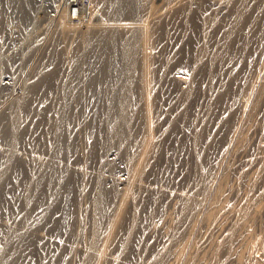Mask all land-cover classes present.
<instances>
[{"label":"bare ground","instance_id":"obj_1","mask_svg":"<svg viewBox=\"0 0 264 264\" xmlns=\"http://www.w3.org/2000/svg\"><path fill=\"white\" fill-rule=\"evenodd\" d=\"M71 2L82 27L69 23ZM88 3H55L60 39L53 36L32 76H22V54L0 63V73H21L23 84L22 96L0 106V214L16 222L0 225V264H43L40 247L48 264H66L80 255L75 241L87 225V264L146 254L140 264H264V140L252 137L264 125V0ZM122 17L137 23L113 22ZM111 147L126 166L109 176L113 186L101 169L115 166ZM92 178L102 195L83 220ZM46 222L72 246L54 249ZM40 224L49 243L40 242Z\"/></svg>","mask_w":264,"mask_h":264},{"label":"rangeland","instance_id":"obj_2","mask_svg":"<svg viewBox=\"0 0 264 264\" xmlns=\"http://www.w3.org/2000/svg\"><path fill=\"white\" fill-rule=\"evenodd\" d=\"M5 0H2L1 1V5L2 6H0V7H4V11L3 10H0V42L2 43V45L0 46V51H2V52H0V53H2L1 55H0V57H1V59H0V63H1V61L2 62H9L8 61V59L10 60V62H16V63H19V62H17L18 61V58H20L21 56L22 57H24V60H21L20 59V61H22V64L24 65V66H22V68H25V69H22V70H24L23 72H21L23 75L22 76H24V75H27V76H32V74L34 73V70H35V66L34 65H36V67L38 66V64L40 63L41 64V59L43 60V55H42V51L44 52V50H45V47H47V45L48 44H50L51 43V40H52V38H53V36H55L54 38H56V39H60V34L59 33H61L60 31H61V22L58 20V16H56L57 15V5H58V3L61 1V0H50V1H52L50 4H49V0H28L30 3H28V4H30V6H32L31 8H32V10L30 9V6L27 4V0H12V1H10V3L11 4H7L8 6H10V5H12V4H14V6H16V9H14L15 7L14 6H10V7H8L7 5H6V3H8L7 1H5ZM22 1V2H21ZM25 1V2H24ZM27 1V2H26ZM44 1V2H43ZM88 1L89 0H81V2H83V4L84 5H88L89 3H88ZM40 2V3H39ZM48 4H47V3ZM15 3H17L16 5H15ZM36 3V4H35ZM40 5H39V4ZM42 3V4H41ZM43 3H44V5H43ZM46 3V4H45ZM57 5H56V4ZM74 4H72V2H71V4H72V7L70 8V11H69V17H68V19L70 18V17H72V15H74L72 18H70L69 19V23H71L73 26H75V27H82L84 24H86L87 22H85V19H84V17L79 13V9H78V6L76 5V2H73ZM22 4V5H21ZM27 6H26V5ZM34 6H33V5ZM56 5V7L54 6V5ZM4 5H6V7H8V8H6ZM26 7H25V6ZM41 5H42V8H41ZM48 5H50V6H48ZM76 5V6H75ZM46 6H47V8H46ZM24 7V8H23ZM39 7L40 8V10H38L37 8ZM54 9V10H51L52 8ZM9 8H10V14L8 13V11H9ZM19 8V9H18ZM24 10H23V9ZM44 8H46V9H44ZM49 8V10H47ZM37 9V10H36ZM6 10H7V12H6ZM14 10H16L15 11V14H14ZM26 10V11H25ZM34 10H36V11H34ZM23 11L25 12L24 14L26 15V16H23L24 14H22L23 13ZM34 11V12H33ZM38 11H40V12H38ZM51 11V12H50ZM55 11V12H54ZM78 11V12H77ZM12 12H13V14H14V17H13V14H12ZM33 12V13H32ZM36 12H38L39 13V15H37L36 14ZM50 14H49V13ZM16 13H18V14H16ZM27 13V14H26ZM29 13V14H28ZM31 13V14H30ZM35 13V14H34ZM56 13V14H55ZM72 13V14H71ZM79 13V14H78ZM49 14V15H48ZM55 14V16L53 17V15ZM35 15V16H34ZM80 17H79V16ZM21 16H23L24 18H19V17ZM33 18H31V17ZM26 17V18H25ZM49 17V18H48ZM51 17V18H50ZM82 17V18H81ZM134 17V16H133ZM19 18V19H18ZM42 18H43V20H42ZM47 18L50 20V21H53V22H51V23H53V25L52 24H50V22H49V20H48V22H47ZM124 18L125 17H122V19H118L117 18V20H115V21H113V22H115V24H118V25H124V26H128V25H133V24H135V23H137L136 22V19H138V17L137 18H133L132 19V17H126L127 19L128 18H131V20L129 19V20H127L126 18H125V20H124ZM23 19V20H22ZM28 19H29V21H28ZM52 19V20H51ZM54 19V20H53ZM31 20H32V22H34V24H32L31 23ZM34 20V21H33ZM42 20V21H41ZM56 20V21H55ZM76 20V21H75ZM84 20V22H82ZM24 21H26V22H24ZM59 21V22H58ZM71 21V22H70ZM101 21V20H100ZM44 22H46L45 23V25L47 26V28H46V26L44 25ZM76 22V23H75ZM80 22V23H79ZM56 23V24H55ZM24 24V25H23ZM48 24H50L51 25V27H49L50 25H48ZM58 24H60V26L58 25ZM58 25V27H60V28H58V27H56ZM80 25V26H79ZM26 26V27H25ZM48 27H49V29H48ZM53 27V28H52ZM25 28V29H24ZM57 28H58V30H57ZM45 29V30H44ZM48 29V30H47ZM51 30V31H50ZM50 32V33H48V32ZM58 31V32H57ZM32 32H34V33H32ZM43 32H46V34L45 33H43ZM28 33H30V34H28ZM55 33V35H53ZM36 34H37V37H36ZM42 34V35H41ZM43 34L45 35V36H43ZM48 34V35H47ZM28 35H29V37H28ZM35 35V36H34ZM39 35H41V37L43 38V40L42 41H39L40 40V36ZM47 35V36H46ZM34 37H36L37 39H39V40H37V39H35ZM40 37V38H39ZM47 37V38H46ZM29 38V39H28ZM76 38V35L74 36V39ZM74 39H72L71 37H70V39L69 40H67V41H63V43H64V45L65 46H68L71 42H72V40H74ZM30 40V41H29ZM35 40H36V44L34 43L35 42ZM45 40V41H44ZM34 41V42H33ZM38 41V42H37ZM31 42L33 43L32 45H34V46H32L31 45V47H29V48H27L26 49V46L28 47L30 44H31ZM0 43V44H1ZM2 47H4V48H2ZM18 47V48H17ZM22 47V48H21ZM1 48L4 50V49H6V50H1ZM9 49L10 50H12V52L11 51H9ZM26 49L27 51H28V53H25L24 52V50ZM25 50V51H26ZM8 51H9V53H8ZM16 51V52H15ZM22 51H23V53H24V55H23V53H22ZM33 51V52H32ZM14 52V53H13ZM35 52V53H34ZM13 53V54H12ZM5 54H6V57H7V59H6V57H5ZM14 54H16V55H14ZM20 54H22L21 56H20ZM26 54V55H25ZM18 55V56H17ZM26 56V57H25ZM21 57V58H22ZM33 58V59H32ZM31 59V60H30ZM33 60V61H32ZM28 64V65H27ZM2 65H3V63L2 64H0V66L2 67ZM31 65V66H30ZM27 66V67H26ZM0 67V68H1ZM30 67V68H29ZM29 68V70H27ZM1 70V69H0ZM21 70V71H22ZM8 73H2V71H1V75L0 76H3L2 74H4V76H3V78H7V79H3L2 77H0V80H1V78H2V83H0V95L2 96H0V99L1 98H7L6 100L5 99H3L4 101H2V99L0 100V106H2L3 104L5 105V104H8L9 103V99H11V96H13L14 94L15 95H17L18 97H20V96H22L21 94H23L22 92H23V84H21L20 82H19V80L17 81V80H15V78H19L20 76H21V73H18V72H16L15 74L18 76H16V75H14L12 72H10V71H7ZM9 72L10 73H12L13 74V77L12 76H10L9 77ZM27 73V74H26ZM6 74V75H5ZM11 74V75H12ZM7 76V77H6ZM14 76H16V77H14ZM68 76V75H67ZM9 77V78H8ZM11 78V79H10ZM12 78L15 80V81H17V83L14 81V80H12ZM72 77L69 75V77H68V80H70ZM9 79V80H8ZM4 80V81H3ZM5 80H7V82L5 81ZM10 80H12V81H10ZM4 82V83H3ZM8 82H10L9 84H8ZM11 82H14L13 84L15 85V86H12L11 85ZM9 85H11L13 88L15 87V89H13V90H11V89H8V88H11V87H9ZM20 87V89H19V87ZM7 88V89H6ZM18 88V89H17ZM5 90H9L8 92H13L14 90H15V92H13L12 94L10 93V95L8 94V93H6L5 92ZM20 92H19V91ZM6 94H8L7 96L5 95V93ZM1 92H2V94H1ZM17 93V94H16ZM13 97H16V96H13ZM74 99V100H73ZM73 100V101H72ZM72 100H70L71 102H70V104L71 105H73V106H76V104H77V101H76V99L75 98H72ZM72 102H74V103H72ZM262 124H264V123H262ZM264 126V125H263ZM263 126H260V127H263ZM260 127H258L254 132V134L256 135H252V137H253V140H254V137H255V139H260V137H261V139H263L264 140V135L262 136V130H263V134H264V129H262L261 128V131H260ZM264 128V127H263ZM258 130V131H257ZM257 131V132H256ZM79 132V131H78ZM77 132V138H78V141L80 142V140H81V138H82V136H81V134L80 135H78L79 133H81V132H79L78 133ZM261 132V136L260 137H258ZM263 143H264V141H263ZM115 147H111V149H109V153L107 154V158H110L109 160L107 159V161H110L111 159L114 161V163H115V166L114 167H112L111 165L108 167V165L107 164H104V166L101 164L100 166L102 167L101 169H107L106 171H108L109 170V172H110V174H109V172H106L104 169L102 170L103 172H102V176H103V179H104V182H105V184H108V180H109V186H113V185H115V180L114 179H116L117 178V175H118V173H120V175H123L124 173V171H125V169H126V166H124V163H122V164H120V162H121V159H120V157H119V155L117 154V150L116 149H114ZM114 152V153H112V151ZM112 154V156L113 155H115V156H113V157H116V156H118V158H114L113 159V157H110V155ZM245 154H243L242 156H240V159H245L246 158V155L244 156ZM120 159V160H119ZM119 163H116V161ZM80 161V162H79ZM113 161H111V162H113ZM66 163H71V161L69 162H67L66 161ZM77 163H82V160L81 159H78V160H76V161H74V162H72L71 163V165H70V168L72 169V171L74 172L75 170H73V169H78L79 167H80V164H79V167H75L76 165H78ZM76 164V165H75ZM73 165V166H72ZM75 165V166H74ZM107 165V166H106ZM105 166L107 167V168H105ZM119 166V167H118ZM123 166V167H122ZM125 167V168H124ZM114 168V169H113ZM117 168H119L120 170H118ZM111 170V171H110ZM113 170V171H112ZM123 172H122V171ZM118 173H117V172ZM121 171V172H120ZM104 172H106L107 174H105L104 175ZM111 172H113V174H111ZM117 174H116V173ZM76 174L75 175H78L77 174V171L75 172ZM116 175H115V174ZM122 173V174H121ZM113 175H115V176H113ZM109 176H112V177H114V179H113V182H114V184H111L112 183V177H109ZM77 177V181H78V183L80 184V180H81V177H79V175L78 176H76ZM105 177H108L107 179L105 178ZM92 181L93 182H91V186H89V191H90V193H94L95 192V194H94V196H93V193L92 194H88L87 195V197H86V199L84 200V201H82V203H80V207L82 206V205H84V204H86L87 202V200H88V197H89V201H88V203L86 204V205H84V206H86V207H81L80 209H81V212H82V218H83V220H85V215L86 214H88V220H89V218H90V216H89V214H92L93 213V211L95 210L94 208H93V205L94 204H96V201H97V199H98V197H99V195H102V190H100L101 188V183H100V181H98V183H96V181H97V179L95 180L94 178H92ZM107 181V182H106ZM96 184H98L97 186H95ZM96 188H95V187ZM91 187V188H90ZM98 187V188H97ZM97 189V190H96ZM93 190V191H92ZM98 191V192H97ZM97 192V193H96ZM100 192V193H99ZM98 195V197H96L95 195ZM91 197H92V200H91ZM94 198V199H93ZM96 198V199H95ZM93 200H95V202L94 203H92L93 202ZM117 201V200H116ZM83 202H86V203H83ZM89 203L91 204L90 205V207H89ZM93 204V205H92ZM88 205V206H87ZM95 206V205H94ZM94 209H92V208ZM85 208H87V211L85 210ZM86 212V213H85ZM88 212V213H87ZM85 214V215H84ZM4 217H5V220L7 219V217L6 216H2L1 214H0V218L3 220H0L1 222H0V225H4V224H7L8 223V220H11V222H10V224L12 223V224H16V222H12V219H8L7 221H4ZM109 217H111V215L109 216ZM108 219H110L111 220V218H108ZM107 219V222H106V224H108V221L110 222V220H108ZM14 220V219H13ZM80 221H82V220H80ZM84 222V221H83ZM154 222H157V221H154ZM43 224H47V227H46V231H48V232H46L45 230L43 231V233L45 232V234L47 235V238H49L50 240H52L53 238H54V245H53V248L54 249H56L58 246H60L59 244H61L62 242L64 243V244H69V243H71L72 244V241H69V240H66L65 239V236L64 235H59V234H56V237L54 236V233L50 230V226L48 225V222H46V223H43ZM43 224H40L39 226H38V228H37V231H36V233H37V235H39V238H41L40 240V242L41 243H43V244H45L46 243V241H48L47 243H49V239H46V235L45 234H43L42 233V230H43V228L45 227V225H43ZM41 226H42V228H41ZM87 230H86V234L84 233L83 235H85V236H82V238H84V237H88V235L89 236H92V232H90V231H92V229H91V226L90 225H87ZM48 228H49V230H48ZM51 231V232H50ZM152 231H154V229L153 230H151V232ZM49 232H50V236L51 235H53L52 237H50L49 236ZM53 233V234H52ZM91 233V234H90ZM44 236V237H43ZM60 237V238H58L57 239V237ZM64 237V239H63V237ZM93 237V236H92ZM92 237H90V238H86V239H84V242H88V241H90L91 240V238ZM44 238V239H43ZM56 238V239H55ZM81 237L78 239V240H76L75 241V243L77 242V241H79V242H81V243H79V244H82V245H80L79 247H80V249H81V253H80V255H78V256H76V257H73V256H70L69 254L66 256V258L64 259V260H66L65 262H66V264H72V263H74L75 264V261L77 262V260L79 259V260H82V261H80V263L79 264H81V263H83V264H87V263H85L84 262V260H83V257H84V254H85V248H84V245L86 244V243H84V245H83V243H82V239ZM46 239V240H45ZM63 239V240H62ZM42 240H44V242H42ZM56 240H58V241H56ZM56 241V242H55ZM59 241H61L60 243H59ZM65 241V242H64ZM67 242V243H66ZM69 242V243H68ZM75 243H73V244H75ZM78 243H76V245H78ZM89 243V242H88ZM57 244V245H56ZM71 244H69L70 246H72ZM86 246V245H85ZM41 248H44V249H41ZM83 249H84V251H83ZM45 250V251H44ZM97 251H98V249H96ZM41 251V252H40ZM96 251V252H97ZM39 258L41 257H44V256H46L47 258H48V256H47V254H48V252H47V250H46V248L45 247H40V250H39ZM46 252V253H45ZM83 252V253H82ZM95 252V253H96ZM44 254V255H43ZM97 254V253H96ZM43 255V256H42ZM81 256V257H80ZM83 256V257H82ZM144 257V259H142V261H141V259L139 260L138 259V261H136V263L137 264H140V263H143V261H145V259H146V261L145 262H147V260H149L148 259V257H149V255L148 254H146L145 256H143ZM47 258H42V260H45V262L43 261V264H48V259ZM73 258V259H72ZM97 258H98V255H97V257L93 260L94 262H90L89 264H97ZM75 259V260H74ZM41 260V259H40ZM42 260H41V262H42ZM67 260H69V261H67ZM78 260V261H79ZM134 263H135V259H131ZM74 261V262H73ZM64 262V261H63ZM129 262V261H128ZM133 262H129V264H131V263H133ZM139 262V263H138ZM78 263H76V264H78ZM133 263V264H134ZM135 263V264H136Z\"/></svg>","mask_w":264,"mask_h":264}]
</instances>
